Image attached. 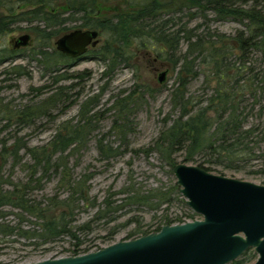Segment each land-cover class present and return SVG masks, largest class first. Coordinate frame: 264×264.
Returning a JSON list of instances; mask_svg holds the SVG:
<instances>
[{
  "label": "trees",
  "instance_id": "16d2710c",
  "mask_svg": "<svg viewBox=\"0 0 264 264\" xmlns=\"http://www.w3.org/2000/svg\"><path fill=\"white\" fill-rule=\"evenodd\" d=\"M106 7L111 8L114 14L109 15ZM209 13L217 21H232L240 24L242 29L232 35L214 32L204 37L195 34V28L188 29V23L197 19L202 20L204 26L207 25ZM181 16L186 21L179 24ZM78 19L81 20L80 24L70 25ZM18 23L36 24L28 29L34 40L40 42L35 57H40L47 64L53 59L45 50L52 47L53 40L80 28L98 30L100 34L108 36L101 47L90 52L91 57L103 62L108 70L110 65V70L118 65H129L132 48L147 51L151 47L158 51L157 58L164 53L172 71L177 69L175 86L170 91L171 109L176 116L168 124L165 123L167 120L164 121L165 127L155 141L154 149L170 168L177 164V155L182 156L183 163H198L196 166L207 172H213L214 167L225 164V167H233L237 163L264 159V146L259 152L261 143H264V71L255 68L252 59L254 54H260L264 64V0H0V40ZM181 42L185 44L184 51L180 47ZM15 52L11 46L0 48V62L3 59L12 60ZM52 54L61 61H67L55 50ZM198 61L209 67L208 77L210 75L212 78L207 81L208 85L214 83L211 93L204 99L191 98L187 94L189 82L198 75L195 66ZM16 69L12 68L15 72L5 73L19 74ZM52 79L54 83L67 80ZM64 89L58 86L55 94L41 103L26 106L16 114L19 116L17 123L29 126L36 118L47 116L50 103L68 99L63 98ZM136 93L135 90L131 95ZM76 96H80V93ZM128 98L115 106L119 108L120 119L125 118L121 115L130 112L128 108L131 102L127 101ZM96 107L95 99L87 98L80 106L78 123L60 124L53 138L43 147H23L36 165L42 164V172L38 178L34 177L35 172L32 173L28 182L12 185L10 191L0 189V234L15 231L3 222L5 207L27 212L40 220L42 234L39 237L46 243L63 236L73 239L76 232H89L92 225L102 220L111 223L125 207L142 206L157 210L161 203L168 204L172 196H178L176 185L165 190H150L147 194L125 188L122 191L126 195L123 203L117 204L105 198L103 209L99 208L89 221L75 225L79 204L90 203L94 207L95 201L90 202L88 197L91 175L78 178L65 175V154L70 149L83 146L92 133L91 122L97 117L93 113ZM124 120L127 123V119ZM124 127L115 123L113 129L118 128L124 138ZM0 145V156L6 157L5 144ZM18 149L13 153L10 150L8 154L16 156ZM97 149L105 159L117 154V150L102 146V140L97 142ZM53 160L57 163L50 166ZM51 167L61 177L60 184L67 190V197L58 200L56 195L43 208L32 206L33 201L28 199L30 191L40 187V182L47 177ZM175 223L185 222L180 217L175 220L166 218L155 232ZM17 233L30 237L28 232L19 229ZM148 233L140 232V227H137L129 238ZM113 234L110 233L108 239ZM78 254L76 249L72 256ZM255 260L256 255L248 250L230 264H248Z\"/></svg>",
  "mask_w": 264,
  "mask_h": 264
},
{
  "label": "rangeland",
  "instance_id": "374dc122",
  "mask_svg": "<svg viewBox=\"0 0 264 264\" xmlns=\"http://www.w3.org/2000/svg\"><path fill=\"white\" fill-rule=\"evenodd\" d=\"M107 10L109 15L114 14L111 8L106 7ZM180 18L182 21L179 24L186 21L184 16ZM207 19L209 21L205 26L202 20L190 21L188 29L195 28V34L203 37L214 32L232 35L242 29L240 24L232 21H217L211 13L207 15ZM78 21L70 25L79 24ZM35 25L15 24L12 31L0 40V48H10L9 42L12 39L23 34H28L31 38L30 45L16 51L12 60L3 59L0 62V144H5L7 149L6 157L0 156V189L10 191L12 185L24 184L34 172L35 178L40 176L42 164L36 165V161L23 147L27 149L43 147L53 138L60 124L78 123L80 106L87 98H94L97 102V107L93 110L97 117L91 122L93 131L84 145L66 152L65 175L69 174L73 178L91 175L88 197L90 202L95 201V206L92 207L90 203L79 204V212L75 216L76 226L93 218L99 208L103 209L105 198L112 202L116 201L117 204L123 203L126 195L122 191L125 188H133L147 194L150 190L160 188L165 190L175 185L171 168L162 161L154 149L155 141L163 131L165 123L168 124L169 120L176 116L171 109L170 91L175 86L177 69L172 71L167 56L163 53L157 60L155 55L158 51L152 50L151 47L147 51L132 48L129 67L118 65L110 70V65L108 70L103 62L92 59L91 53L77 64L70 60L61 61L52 54L55 50V39L52 47L45 50L53 59L47 64L40 57L37 59L35 57L40 42L35 41L28 31ZM107 37L106 34H100L96 50ZM180 47L184 51L185 44L181 42ZM252 59L255 68L264 71L260 54H254ZM195 66L198 75L189 82L187 94L191 98L204 99L211 93L214 83L210 85L207 83L212 78L210 75L208 77L209 67H205L199 61ZM15 67L19 74L6 75V71L15 72L12 70ZM157 69L159 72H167L162 84L157 82V76L154 74ZM52 78L67 80L54 83ZM58 86L66 88L63 98L68 99L62 98V102L50 103L48 105L50 107L47 108L49 114L36 118L33 125L17 123L19 116L16 114L26 106L39 104L43 99L55 94ZM42 87L44 89L40 90ZM135 90L137 93L131 95ZM77 93H80V96L77 97ZM126 98L131 102L128 108L130 112L121 117L124 116L127 123L125 118H119V108H115ZM70 101L71 104L68 103ZM115 123L117 126H125L124 138L121 137L118 128L113 129ZM99 140H102V146L117 150V154L107 159L101 157L97 149ZM263 146L264 143H261L259 152ZM17 149L16 156L8 154L10 150L13 153ZM175 159L176 163H183L181 155H177ZM55 161L53 160L50 166L57 163ZM184 164L196 166L198 163ZM226 165L214 167L215 170L210 173L264 185V159L252 163H237L233 167H225ZM60 180L59 174L51 167L47 177L40 182V187L30 191L28 199L33 201L32 206L43 208L49 205V200L56 195L58 200L66 198L67 190L63 189ZM184 201L185 199L178 193V196H172L170 203H161L157 210L142 206L125 207L121 213H117V219L111 223L102 220L92 225L89 232H76L73 239L63 236L46 243L39 237L42 234L40 220L27 212L5 207L3 212L6 217L3 222L5 226L15 231L11 234H0V264H32L70 257L76 249L78 255L96 252L120 241L139 238H129V234L137 227H140V232L153 233L166 218L175 220L180 217L185 223L201 220V216L191 211ZM18 229L28 232L30 237L19 235ZM113 232L111 239H108ZM32 234L35 237H31ZM83 251L88 252L82 253Z\"/></svg>",
  "mask_w": 264,
  "mask_h": 264
},
{
  "label": "water",
  "instance_id": "95a60500",
  "mask_svg": "<svg viewBox=\"0 0 264 264\" xmlns=\"http://www.w3.org/2000/svg\"><path fill=\"white\" fill-rule=\"evenodd\" d=\"M30 36L12 39L13 50L27 48ZM99 43L97 30L70 31L54 42L68 58L84 56ZM166 71L159 74L162 84ZM171 173L185 205L201 220L166 225L158 232L120 241L78 256L32 264H230L246 251L264 264V185L214 175L197 166L177 163Z\"/></svg>",
  "mask_w": 264,
  "mask_h": 264
},
{
  "label": "flooded vegetation",
  "instance_id": "af4514ba",
  "mask_svg": "<svg viewBox=\"0 0 264 264\" xmlns=\"http://www.w3.org/2000/svg\"><path fill=\"white\" fill-rule=\"evenodd\" d=\"M81 23V20H80V22H79V24ZM76 30V29H75ZM80 30H90V29H86V28H80ZM73 31V30H72ZM98 31V30H97ZM99 32V36H100V31H98ZM99 44V43H98ZM98 46V45H97ZM96 46V47H97ZM95 48H89L88 50H87V53L84 55V56H81V57H78V58H74V59H72V58H68V57H66L67 58V60H70V61H72L73 62V64H77L78 62H80L82 59H85V57L87 56V54H89L92 50H94ZM19 50H21V49H19ZM19 50H14V51H19ZM155 57H156V59L158 60V58H157V56L155 55ZM93 59V58H92ZM131 59H132V57H131ZM153 61H155L154 59H153ZM130 62H131V60H130ZM130 66V63H129V65H127V67H129ZM162 72H159V70L157 69L155 72H154V74L157 76V79H158V76H159V74H161Z\"/></svg>",
  "mask_w": 264,
  "mask_h": 264
}]
</instances>
